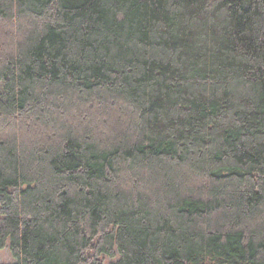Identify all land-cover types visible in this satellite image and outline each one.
I'll return each instance as SVG.
<instances>
[{
  "label": "trees",
  "instance_id": "trees-1",
  "mask_svg": "<svg viewBox=\"0 0 264 264\" xmlns=\"http://www.w3.org/2000/svg\"><path fill=\"white\" fill-rule=\"evenodd\" d=\"M9 264H264V0H0Z\"/></svg>",
  "mask_w": 264,
  "mask_h": 264
},
{
  "label": "rangeland",
  "instance_id": "rangeland-1",
  "mask_svg": "<svg viewBox=\"0 0 264 264\" xmlns=\"http://www.w3.org/2000/svg\"><path fill=\"white\" fill-rule=\"evenodd\" d=\"M14 260L10 254L8 244L6 247L0 251V264H9L12 263Z\"/></svg>",
  "mask_w": 264,
  "mask_h": 264
}]
</instances>
